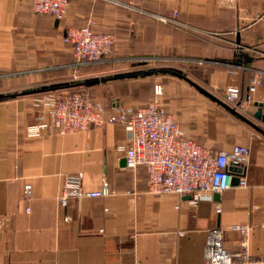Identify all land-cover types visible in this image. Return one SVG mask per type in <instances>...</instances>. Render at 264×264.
I'll use <instances>...</instances> for the list:
<instances>
[{
  "label": "crops",
  "instance_id": "1",
  "mask_svg": "<svg viewBox=\"0 0 264 264\" xmlns=\"http://www.w3.org/2000/svg\"><path fill=\"white\" fill-rule=\"evenodd\" d=\"M131 1L72 0L58 19L36 12L34 0H0V264H205L212 228L224 229L227 250H241L236 224L251 226L249 250L264 257V119L255 115L264 104V0H143L140 8ZM175 11L176 24L160 18ZM85 24L118 37L95 66H79L65 40L69 27ZM170 52L203 63L191 72L152 64ZM162 79L168 109L185 129L207 134L215 150L250 146L246 187L197 206L188 196L153 193L146 165L126 167L124 125L64 132L37 105L50 93L87 91L110 111L112 100L138 107ZM194 83L226 104L225 88L237 85L246 115ZM214 103L234 116L233 126ZM71 184L108 193L71 195L64 204Z\"/></svg>",
  "mask_w": 264,
  "mask_h": 264
},
{
  "label": "built area",
  "instance_id": "2",
  "mask_svg": "<svg viewBox=\"0 0 264 264\" xmlns=\"http://www.w3.org/2000/svg\"><path fill=\"white\" fill-rule=\"evenodd\" d=\"M71 3L72 0H34L33 7L38 13L63 19ZM65 40L72 44L74 55L81 63L102 60L114 46L111 34L96 32L90 25L69 27ZM261 79V75L252 79L251 93L257 90ZM162 94L163 86L158 84L155 86V96L149 102L133 107L112 100L111 106L115 109L111 111L104 101L95 99L88 92L50 93L37 105L43 110L41 118L51 115L53 124L64 132L107 123L124 125L129 134V142L124 147L126 167L146 165L149 170V189L153 193L190 196V201L197 206L202 200H213L215 193L234 187V177H239L237 186L246 187L251 160L250 146L237 143L231 149L215 150L212 146L202 144L189 135L170 112L162 100ZM225 100L236 108L245 109L237 85L225 88ZM45 125L42 123L33 129L38 132ZM70 188L74 189L67 190L60 198L64 204L71 195L95 197L108 193L107 187L84 191L78 184H71ZM24 193L26 198L32 197L31 183L25 185ZM222 209L221 203H216L217 212H222ZM233 229L242 233L241 250H227L224 246V229L212 228L206 242L205 264H264V257H256L249 250L251 226L236 224Z\"/></svg>",
  "mask_w": 264,
  "mask_h": 264
},
{
  "label": "rangeland",
  "instance_id": "3",
  "mask_svg": "<svg viewBox=\"0 0 264 264\" xmlns=\"http://www.w3.org/2000/svg\"><path fill=\"white\" fill-rule=\"evenodd\" d=\"M134 2V3H133ZM166 2V1H165ZM125 4H132V5H137V7H139L140 8V6H141V4H140V2H137V1H131V2H126ZM160 18L162 19V20H164L165 22H171V23H178L179 21H177V12L175 11L174 12V14H173V16H167V15H160ZM85 25H90V24H85ZM82 26H84V25H82ZM91 26V25H90ZM93 29V28H92ZM93 30H95V29H93ZM96 31V30H95ZM96 32H105V33H109V34H111L113 37H114V46H113V48L115 47V45H116V41L118 40V37H117V35L116 34H114L115 32H110V31H96ZM113 51V50H112ZM112 51H111V53L109 54V55H107V56H105V57H103L102 58V60H100V61H97V62H93V63H81L79 60H77V64L79 65V66H82V65H91V66H95V65H98V64H101L102 62H104L109 56H111L112 55ZM145 59V58H144ZM151 60V59H150ZM183 62H185V63H183ZM194 63V64H193ZM201 63H203V61H201V60H192V61H189V60H184L183 58H181L180 56H177L175 53H173V52H170V54H160V55H157V56H155V58H153L152 59V64H154V66H157V67H162V66H164V65H167V64H174V65H177V66H180V64H185L184 66H185V68H186V71H188V72H191V70L192 69H194V68H197V67H195L196 65L195 64H201ZM195 81L196 82H198V80L197 79H195ZM199 83V82H198ZM158 84H160V85H162L163 86V94H162V100H163V102L168 106L169 104H168V102L166 101V99H165V89H166V87H165V81H164V79H162V80H160V81H158V82H156V84H155V86L156 85H158ZM67 92H70V91H67ZM80 92H87V91H80ZM89 93V92H88ZM90 94V93H89ZM91 95V94H90ZM96 99V98H95ZM152 99V98H151ZM150 99V100H151ZM149 100V101H150ZM101 101V100H100ZM149 101H147V102H149ZM147 102H145V103H147ZM214 108H215V110H216V112H222L221 113V115H222V117L219 115V114H217V117H221V118H223L222 120H223V122H224V124L226 125V128L229 126V125H232L233 123H234V121H235V118H234V116L230 113V112H228L225 108H223V107H220V106H218V105H216L215 103H214ZM245 110V109H244ZM239 112L241 113V114H244V115H246V112H244L243 111V109H242V111L241 110H239ZM176 118V117H175ZM220 118V119H221ZM183 125V124H182ZM224 125V126H225ZM233 126V125H232ZM187 130V129H186ZM234 130V129H233ZM187 132H188V134L189 135H191V136H193V137H195L198 141H200L202 144H205V145H207V146H210L211 144H209V143H207L206 142V135H204V134H197V132H194V129L193 128H191V132L190 131H188L187 130ZM226 132L228 133V134H230L231 133V130L230 129H228V130H226Z\"/></svg>",
  "mask_w": 264,
  "mask_h": 264
},
{
  "label": "water",
  "instance_id": "4",
  "mask_svg": "<svg viewBox=\"0 0 264 264\" xmlns=\"http://www.w3.org/2000/svg\"><path fill=\"white\" fill-rule=\"evenodd\" d=\"M194 84H195V85H196V86H197L202 92H204L205 94H207V95L211 96L212 98H214V99L220 101L217 97H215L214 95H212L209 91H207V90H205L204 88L200 87V86L197 85L196 83H194ZM220 102H222L223 105H224L225 107H227L229 110H231L233 113H236V114L239 115V112H237L234 108H231L228 104H226V103L223 102V101H220ZM258 105H259V109L256 111L255 115H256V117H258V118H262V119H264V114H263V106H264V104H263V102H259ZM238 183H239V177H234V178H233V186H237ZM218 196H219V193H215V197H218ZM188 197H190V196H188Z\"/></svg>",
  "mask_w": 264,
  "mask_h": 264
},
{
  "label": "trees",
  "instance_id": "5",
  "mask_svg": "<svg viewBox=\"0 0 264 264\" xmlns=\"http://www.w3.org/2000/svg\"><path fill=\"white\" fill-rule=\"evenodd\" d=\"M143 0H137V2H142Z\"/></svg>",
  "mask_w": 264,
  "mask_h": 264
}]
</instances>
